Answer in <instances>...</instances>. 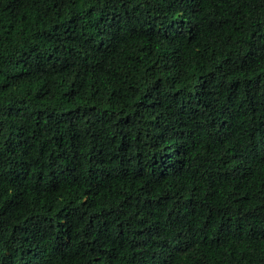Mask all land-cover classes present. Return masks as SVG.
Segmentation results:
<instances>
[{
	"label": "trees",
	"instance_id": "16d2710c",
	"mask_svg": "<svg viewBox=\"0 0 264 264\" xmlns=\"http://www.w3.org/2000/svg\"><path fill=\"white\" fill-rule=\"evenodd\" d=\"M0 264H264V0H0Z\"/></svg>",
	"mask_w": 264,
	"mask_h": 264
}]
</instances>
